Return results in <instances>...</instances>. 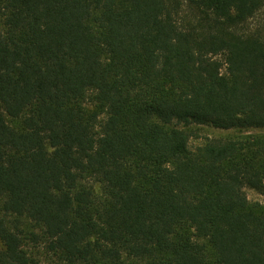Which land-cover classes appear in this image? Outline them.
Masks as SVG:
<instances>
[{
    "label": "trees",
    "instance_id": "obj_1",
    "mask_svg": "<svg viewBox=\"0 0 264 264\" xmlns=\"http://www.w3.org/2000/svg\"><path fill=\"white\" fill-rule=\"evenodd\" d=\"M192 125L264 130V0H0V264H264V133Z\"/></svg>",
    "mask_w": 264,
    "mask_h": 264
},
{
    "label": "rangeland",
    "instance_id": "obj_2",
    "mask_svg": "<svg viewBox=\"0 0 264 264\" xmlns=\"http://www.w3.org/2000/svg\"><path fill=\"white\" fill-rule=\"evenodd\" d=\"M188 130L193 131L191 138L192 145L200 144L206 138H240L256 133H264L263 129H219L209 125H192L186 127ZM246 193L251 201L264 202V195L257 191L246 188ZM26 247L34 252V255L42 263L59 264L57 258L51 254L46 253L43 246L33 247L30 242H26Z\"/></svg>",
    "mask_w": 264,
    "mask_h": 264
}]
</instances>
